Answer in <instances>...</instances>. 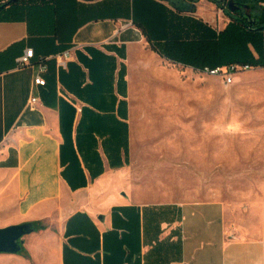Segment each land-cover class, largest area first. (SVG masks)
Instances as JSON below:
<instances>
[{"label": "crops", "instance_id": "obj_1", "mask_svg": "<svg viewBox=\"0 0 264 264\" xmlns=\"http://www.w3.org/2000/svg\"><path fill=\"white\" fill-rule=\"evenodd\" d=\"M152 1L168 5L52 0L26 19H0V228L44 225L0 264H264V242L233 235L220 202L94 190L132 163L130 53L148 40L130 25L147 22ZM197 5L181 16L217 33L231 21ZM40 63L44 86L35 84Z\"/></svg>", "mask_w": 264, "mask_h": 264}, {"label": "rangeland", "instance_id": "obj_2", "mask_svg": "<svg viewBox=\"0 0 264 264\" xmlns=\"http://www.w3.org/2000/svg\"><path fill=\"white\" fill-rule=\"evenodd\" d=\"M197 6L231 10L228 1ZM180 64L151 42L131 50L132 163L94 190L143 203L217 201L233 235L264 242V67L228 85Z\"/></svg>", "mask_w": 264, "mask_h": 264}, {"label": "trees", "instance_id": "obj_3", "mask_svg": "<svg viewBox=\"0 0 264 264\" xmlns=\"http://www.w3.org/2000/svg\"><path fill=\"white\" fill-rule=\"evenodd\" d=\"M1 1L0 19L22 20L28 17L30 7L52 0ZM161 1H167L175 11L152 1L145 16L147 22L138 25L162 57L200 71L234 64L263 67L264 0H216L222 8L227 1L231 6V12L226 11L231 21L218 33L207 24L181 16L194 12L198 0ZM161 42L165 43L164 47ZM43 228L40 223L33 224L34 230Z\"/></svg>", "mask_w": 264, "mask_h": 264}, {"label": "built area", "instance_id": "obj_4", "mask_svg": "<svg viewBox=\"0 0 264 264\" xmlns=\"http://www.w3.org/2000/svg\"><path fill=\"white\" fill-rule=\"evenodd\" d=\"M33 56H34V50L33 49L27 50L26 53L19 58L18 65L20 67L30 65ZM252 68L253 67L249 65L234 64L230 66H219L216 68L206 67L201 71L209 75L220 76L224 79L225 83L229 85L233 83L235 79V74H238V72H241V71H248ZM45 71H46V65L44 63H40L38 72L35 76V84L41 85V86L46 85V79L43 77V73ZM36 101H37L36 98H32L33 103H35Z\"/></svg>", "mask_w": 264, "mask_h": 264}, {"label": "water", "instance_id": "obj_5", "mask_svg": "<svg viewBox=\"0 0 264 264\" xmlns=\"http://www.w3.org/2000/svg\"><path fill=\"white\" fill-rule=\"evenodd\" d=\"M33 230L31 223L10 225L0 228V253H19L22 249L23 237Z\"/></svg>", "mask_w": 264, "mask_h": 264}]
</instances>
